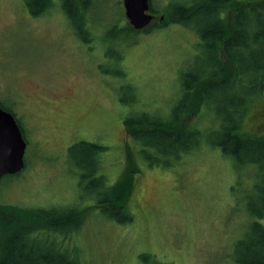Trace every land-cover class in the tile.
Returning <instances> with one entry per match:
<instances>
[{
    "label": "rangeland",
    "instance_id": "rangeland-1",
    "mask_svg": "<svg viewBox=\"0 0 264 264\" xmlns=\"http://www.w3.org/2000/svg\"><path fill=\"white\" fill-rule=\"evenodd\" d=\"M88 1L53 0L33 17L40 0H0V104L27 144L24 168L0 178V205L83 211L63 247L87 264H244L259 256L264 94L245 97L240 130L252 142L225 151L218 113L230 112L245 92L228 80L207 86L212 105L185 116L194 75L215 71L194 57V30L159 21L131 33L121 0ZM177 1L152 0L154 13ZM239 2L261 8L264 0ZM235 10H224L230 24ZM177 116L201 135L179 157L159 155L149 132L131 130ZM190 135L181 136L183 146ZM128 179L131 189L122 190ZM116 196L132 220L121 221L123 207L106 201ZM67 228L50 235L61 238Z\"/></svg>",
    "mask_w": 264,
    "mask_h": 264
},
{
    "label": "trees",
    "instance_id": "trees-1",
    "mask_svg": "<svg viewBox=\"0 0 264 264\" xmlns=\"http://www.w3.org/2000/svg\"><path fill=\"white\" fill-rule=\"evenodd\" d=\"M71 1L66 0V2ZM191 1L189 4H182L177 1L172 9L161 8L158 13L163 17L162 23L180 22L195 29L197 27L195 23L198 22L202 33L208 31L207 40L210 41L211 49H214L215 40L224 33L223 31L226 28L223 20L217 17L218 11L225 5L226 7L229 5L230 8H236V13H233L231 21V37L226 42L230 65L227 67L216 66L213 69L215 70L214 72L203 69L201 73L194 75V82L187 88V92H189L187 95L188 113L185 114L186 117L189 114L191 115V113H198L199 115L202 108L212 105V100L208 94H205L207 86L211 87L222 82L225 83L228 80L233 85V89L234 85L241 87L242 91L245 92L244 98L241 92L242 98L237 101V104L233 105V109L230 112L225 109L229 113L224 111L223 113H218L219 118L220 115L223 116L220 128L222 136L219 145L225 151L229 150L235 154L238 149L246 145L241 144L244 142L243 140L252 142L249 139L252 138L250 134L247 135L240 130L247 96L264 94V3L261 8L254 3L248 4L246 8H243L239 0ZM88 2V0H83L82 4L86 5ZM40 3L41 6L35 9L37 11L32 12V15L42 14L45 8L52 6L53 0H48V4H45L47 0H40ZM149 3L150 7H153L152 0H149ZM198 9L199 11L196 12ZM67 11L71 13L68 5ZM83 14L78 12L77 16L82 17ZM113 28H116V26ZM125 29L131 33L139 32L134 30L128 23H126ZM259 53L263 54V59L259 57ZM253 55H256V58ZM244 78L248 80L245 83V87L242 85ZM0 106L5 109L2 104ZM231 114L235 118L231 119ZM185 116H177L172 122L147 124L146 131H143L142 128L137 129L136 126L140 125H134L131 130L134 133L136 131L137 133L149 132V140H157L153 142V147L159 155L179 157L184 153H189L192 146H196L199 141H196L195 138V134H200L199 131L193 130V127L184 123ZM225 119L232 120V123L230 125L225 124L223 122ZM128 124L131 125V122ZM131 130H129V134L133 135ZM156 132H161L165 136L160 137ZM187 133L191 134L193 141L190 140V142L193 145L183 146L180 138ZM235 140L240 143L235 142ZM200 143L201 141L197 145L199 146ZM88 146L89 149L103 148L93 143H88ZM253 148V146H247L245 149L247 152L254 153L256 148ZM262 151L264 152V147ZM18 173L10 176H16ZM122 186L125 187L122 190H130L131 180L128 179L125 184L122 183ZM115 199L117 200L116 203L111 199L106 201L110 205H117L118 208L123 207L125 215H123L121 221L132 220V214L130 216L124 210L125 200L119 199L117 196ZM0 211V264H87L74 251L70 253L67 248L63 247L65 237L81 223L84 215L83 211L65 213L55 208L33 210L15 204H2L0 205ZM262 213H264V208ZM263 215L261 214V216ZM70 223H75L71 229L67 228ZM65 227L67 230H63L61 238H57L54 234L50 235L51 231L57 232L56 230L64 229ZM260 251L262 253L259 256H253L248 263L245 262L244 264H264V243Z\"/></svg>",
    "mask_w": 264,
    "mask_h": 264
},
{
    "label": "water",
    "instance_id": "water-1",
    "mask_svg": "<svg viewBox=\"0 0 264 264\" xmlns=\"http://www.w3.org/2000/svg\"><path fill=\"white\" fill-rule=\"evenodd\" d=\"M122 4L125 19L134 30L141 31L151 24L154 16L149 12V0H122ZM25 150L26 142L16 118L0 106V178L24 168Z\"/></svg>",
    "mask_w": 264,
    "mask_h": 264
},
{
    "label": "flooded vegetation",
    "instance_id": "flooded-vegetation-1",
    "mask_svg": "<svg viewBox=\"0 0 264 264\" xmlns=\"http://www.w3.org/2000/svg\"><path fill=\"white\" fill-rule=\"evenodd\" d=\"M194 1V0H192ZM191 1V2H192ZM197 1V0H196ZM120 2V1H119ZM182 4L186 3V4H189L190 1L188 0H183L181 1ZM198 3V2H197ZM45 4H48V0H47V3ZM121 4H122V0H121ZM193 5H194V2H193ZM122 7H123V4H122ZM195 7V6H193ZM48 9V8H45V10ZM44 10V11H45ZM123 10H124V7H123ZM224 10H230V6L226 5L220 10L218 11L217 13V17L218 19L220 20H223V24L224 26L226 27L225 28V31H223L224 33H222L214 42V49H211L210 47V41L207 40V32L206 31L205 33L203 32L202 33V30L201 28L199 27V23L196 22L195 24L197 25V27L194 30V34H195V39H194V53H195V58L197 57L198 60H201V59H206L210 62L209 66L210 67H213L215 68L216 66H224V67H227L230 65V62L228 61V59L230 58L229 55H227V47H226V42H228V40L230 39L231 37V24H230V17L229 16H226ZM43 11V12H44ZM157 11V10H156ZM199 9L196 11L198 12ZM236 11V10H235ZM149 12L154 16L151 24L146 27L145 29L139 31V32H145L147 31L154 23L156 22H162V16L159 15L157 17V15L154 13V10H153V7H150V3H149ZM158 12V11H157ZM236 13V12H234ZM43 14V13H42ZM42 14H39V15H32L30 13L31 16L33 17H38ZM125 17V16H124ZM162 17V18H161ZM161 18V19H160ZM125 23H128L127 20ZM172 23V22H171ZM175 23H180V22H175ZM182 24V23H180ZM129 25V24H128ZM226 34V35H225ZM213 50V51H212ZM27 146V144H26Z\"/></svg>",
    "mask_w": 264,
    "mask_h": 264
}]
</instances>
